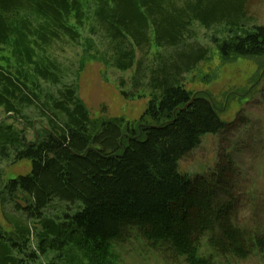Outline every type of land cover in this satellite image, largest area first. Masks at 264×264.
Listing matches in <instances>:
<instances>
[{
    "label": "trees",
    "instance_id": "1",
    "mask_svg": "<svg viewBox=\"0 0 264 264\" xmlns=\"http://www.w3.org/2000/svg\"><path fill=\"white\" fill-rule=\"evenodd\" d=\"M247 1L0 0V264H115L133 230L170 263L264 264V233L236 222L231 156L208 175L179 166L204 135L233 125L185 87L183 74L208 59L193 26L223 27L226 38L213 39L223 61L264 57V25L246 24ZM91 20L113 67L137 65L120 93L149 96L139 119L94 116L64 80L53 48L82 45ZM84 45L80 70L100 60ZM153 50L156 63L141 69ZM23 161L30 171L9 177L5 166ZM55 201L66 207L50 214Z\"/></svg>",
    "mask_w": 264,
    "mask_h": 264
},
{
    "label": "rangeland",
    "instance_id": "2",
    "mask_svg": "<svg viewBox=\"0 0 264 264\" xmlns=\"http://www.w3.org/2000/svg\"><path fill=\"white\" fill-rule=\"evenodd\" d=\"M246 24L249 27L264 25V0L247 1ZM92 26H96L94 20L82 29L80 42L82 45L86 39L91 42L90 54H96L100 60L87 58L82 70L80 59L85 49L82 45L65 41L55 44L53 54L63 66L64 80L78 85L79 96L94 116H123L129 121L139 119L148 106L149 96L125 99L120 93L121 79L126 82V90L133 89L132 76L137 65L126 72L113 67L110 54L106 53L107 41L102 33L93 35ZM193 29L195 33L191 41L197 47L208 49V59L199 61L191 71L183 74L185 87L192 92L207 93L219 109L221 119L233 125L219 134L204 135L200 145L180 161V171L190 175H208L220 160L230 155L235 162L232 180L237 201L236 222L242 227L264 233V57L223 61L213 40L214 37L220 41L226 38L223 27L208 30L195 24ZM153 53L154 50L142 63L141 69L156 63ZM145 93L148 94L149 90L145 89ZM9 122L13 123L12 120ZM15 125L21 128L18 122ZM34 133L33 129H29L28 139L32 140ZM5 167L10 177L11 174L28 173L31 165L23 161ZM65 207V204L55 201L48 212L58 214ZM0 222L5 224L1 209ZM115 252V264H184L164 260L135 230L130 237L115 245ZM219 264L263 262L260 257L252 255L246 259L221 260Z\"/></svg>",
    "mask_w": 264,
    "mask_h": 264
}]
</instances>
